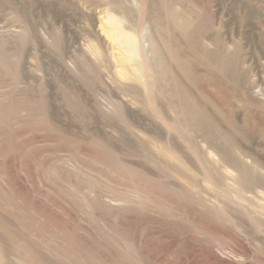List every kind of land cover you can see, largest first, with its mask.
<instances>
[{
    "label": "rangeland",
    "instance_id": "rangeland-1",
    "mask_svg": "<svg viewBox=\"0 0 264 264\" xmlns=\"http://www.w3.org/2000/svg\"><path fill=\"white\" fill-rule=\"evenodd\" d=\"M168 9L189 23L172 28L185 51L236 55L241 97L264 99V0H0V264H264V188L239 194L203 140L172 134L165 77L151 94L138 54L121 67L101 34L169 61ZM201 57L227 97L233 82ZM206 100L227 126L222 96ZM251 123L242 158L264 173V119Z\"/></svg>",
    "mask_w": 264,
    "mask_h": 264
},
{
    "label": "bare ground",
    "instance_id": "bare-ground-1",
    "mask_svg": "<svg viewBox=\"0 0 264 264\" xmlns=\"http://www.w3.org/2000/svg\"><path fill=\"white\" fill-rule=\"evenodd\" d=\"M167 15L171 24V27L168 28L169 35L167 36L166 32L161 34L163 39H165L164 44L169 54V61L163 57L159 46L153 44L152 50L147 51L142 44V41H145L144 37H141V40H139V37L137 40L132 34L125 32H121L116 37L114 34L115 30H106L105 28H102L101 34L102 36L104 35L106 40L108 39V46L111 49L110 52L118 60L121 67L127 68L130 60L134 59L133 55L138 54L139 58L134 59L136 62L133 67L145 73V78L142 79L139 77L138 80L139 83L145 84L151 94L155 93V88L160 83L161 77H165L167 86L163 92L166 95L167 105L171 113L166 114L168 119L167 123L169 128H171L172 134H177L183 141L190 143L192 149L197 145L195 143L197 138L203 140L209 149L215 151L221 157L222 161L234 169L237 174L235 184L239 194L242 195L244 192H252L257 188H264V173L254 165H248L242 158L243 156L250 158V155L255 151L253 147L254 143L252 142L253 131L251 129V122L254 111H257V114L264 119V99L261 100L256 94L248 91L246 86V96L245 98L241 97L239 92L244 87L243 79L240 78V75L235 76L231 72L233 70L231 62L236 60V55L221 53L223 52L221 51V46L218 47V50H220L217 51L216 57L214 54L208 53V51H203L202 49L200 51L198 46L195 48V54L185 51L180 37L177 36V32L173 31L172 28L174 26L183 32L189 23L182 15L174 10L168 9ZM152 43H155V41H152ZM125 53H130L131 56L127 58ZM151 53L154 54V57L150 55ZM199 56H203L201 59L208 61V65L223 71L224 76L233 82V88H230L227 97L222 95L223 92L221 91L223 86L221 82L216 81L213 76L206 72L207 75L200 77L201 75L197 69L196 62L198 61L200 64L204 63L200 61ZM158 67L161 68V70L159 69V73L156 71ZM88 70L94 72L92 68ZM189 84H192L194 87H190ZM126 90L128 92H135V87L130 85L126 87ZM262 91L264 93V89ZM218 94L222 96L225 102L224 104L228 105L226 112L224 111L228 121L227 126L220 121L206 100L209 99L210 101L217 102ZM232 94L233 98H236L243 106V109L249 113H247L246 120L243 122H240L236 115L237 111L233 109V105L230 102ZM169 142L172 146H177L173 137H171ZM197 148L199 147H196V152H201ZM210 177L213 178L214 175L210 174ZM220 184L217 179V186Z\"/></svg>",
    "mask_w": 264,
    "mask_h": 264
}]
</instances>
